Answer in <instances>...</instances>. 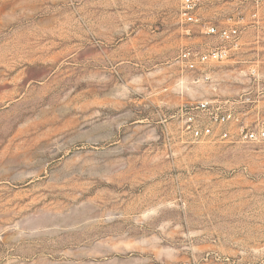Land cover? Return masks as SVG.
Listing matches in <instances>:
<instances>
[{"label": "rangeland", "instance_id": "374dc122", "mask_svg": "<svg viewBox=\"0 0 264 264\" xmlns=\"http://www.w3.org/2000/svg\"><path fill=\"white\" fill-rule=\"evenodd\" d=\"M0 0V264H264V0ZM203 100L239 121L196 139ZM190 110V111H188ZM188 112H190L188 114Z\"/></svg>", "mask_w": 264, "mask_h": 264}, {"label": "built area", "instance_id": "2783aa9c", "mask_svg": "<svg viewBox=\"0 0 264 264\" xmlns=\"http://www.w3.org/2000/svg\"><path fill=\"white\" fill-rule=\"evenodd\" d=\"M196 6L197 0L182 1L183 16L186 24L185 33L190 35L192 32L191 26L197 25L203 33L219 36L222 44L219 47L207 49L197 46L185 47L181 51L179 59L184 68L189 71H202L203 66L210 62L226 59L230 51L239 46L240 38L239 29L236 27L219 29L214 24L203 22L195 12ZM196 109L203 113L202 116L197 119L190 116L186 121L188 129L196 139L216 136L222 139L232 137L227 127L230 123L239 120L232 109L226 107V103L203 100L196 105ZM238 138L241 141L248 142L264 141V125H257L253 128L243 127L238 133Z\"/></svg>", "mask_w": 264, "mask_h": 264}]
</instances>
